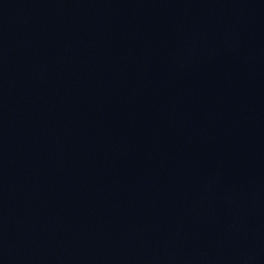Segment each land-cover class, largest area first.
I'll return each mask as SVG.
<instances>
[{"label": "water", "instance_id": "1", "mask_svg": "<svg viewBox=\"0 0 264 264\" xmlns=\"http://www.w3.org/2000/svg\"><path fill=\"white\" fill-rule=\"evenodd\" d=\"M0 264H264V0H0Z\"/></svg>", "mask_w": 264, "mask_h": 264}]
</instances>
